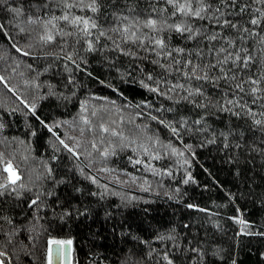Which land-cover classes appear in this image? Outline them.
I'll return each instance as SVG.
<instances>
[{"label": "snow or ice", "instance_id": "obj_1", "mask_svg": "<svg viewBox=\"0 0 264 264\" xmlns=\"http://www.w3.org/2000/svg\"><path fill=\"white\" fill-rule=\"evenodd\" d=\"M0 32V83L15 97H0V264L66 262L71 227L101 208L113 232L142 245L135 264H237L222 246L229 231L237 243L264 238V220L230 214L229 204L213 211L187 202L205 215L155 226L149 238L133 233L125 215L141 200L184 202L190 183L207 189L190 170L197 149L223 153L245 183L255 184L245 173L257 165L264 171V0H0ZM93 62L151 98L81 96L78 73L94 76ZM96 79L127 99L115 83ZM44 100L79 106L68 118H49L39 111ZM17 114L27 137L6 134L8 116ZM33 120L47 130L46 156L29 167ZM244 195L264 207V192ZM88 262L109 264L95 249Z\"/></svg>", "mask_w": 264, "mask_h": 264}, {"label": "trees", "instance_id": "obj_2", "mask_svg": "<svg viewBox=\"0 0 264 264\" xmlns=\"http://www.w3.org/2000/svg\"><path fill=\"white\" fill-rule=\"evenodd\" d=\"M5 42V35L0 32V44H5ZM2 68L3 65L0 64V69ZM89 70L94 72L95 75L89 77L87 74L78 73L86 85L80 93L81 96H84L88 91H95L99 95L111 96L114 99H118L121 103L151 98L148 97V94L139 85L130 82L121 83L118 78H115L116 74L114 72H110L98 62L90 64ZM96 77L107 79L110 83H115L125 93L127 99L120 98L114 89L109 88L105 84H101ZM12 82L16 83V80ZM3 96L10 98L6 103L15 101L13 94L5 88L3 83H0V97ZM78 106L77 100H73L66 108L63 104H58L55 100H44L41 101L39 111L42 115L49 118L58 116L68 118L70 114L78 109ZM8 119L11 121V126L6 130V134L27 137L22 115L8 116ZM33 123L37 127V135L30 139V143L34 147L35 160L29 161V167L39 165L41 163L40 158L46 156L45 145L47 141V130L35 122V120H33ZM19 151L20 153L23 152V146ZM114 159L116 160L117 166H124L122 158ZM128 167L129 171H133L131 166ZM190 170L201 184L207 183L209 187L204 189L194 183L184 185V190L188 192V196L184 198V202L168 200L162 196L147 201L141 200L136 202L125 212L127 223L130 225L133 233H139L145 236V238H149L148 234L155 226H167L169 222L175 223L179 219L186 217L189 213H192L194 216L205 215L203 212L187 209V202L199 203L203 207L213 211L220 210L217 208L218 204H229L227 211L230 214H243L246 218L257 222L264 220V207H261L258 202L254 203L252 197L244 195L249 189L253 192H264V179H262L264 178V171L260 170L259 165L252 172L245 173V178L254 177L255 184H253L252 180H248L245 183L244 179L235 174L234 166L224 159V154L212 147L197 149V156L192 158ZM98 175L102 182L112 183L108 174ZM179 179L180 176L177 177V181L166 179V183L175 184ZM113 186L119 187L118 185ZM128 190L136 195H151L146 192H141L139 189L129 188ZM229 192L237 196L235 204L230 202L228 197ZM110 200L118 202L119 198L113 196ZM237 205L239 206V211L236 210ZM25 210L27 211V209ZM228 223L231 226L233 222L229 221ZM113 227H115L113 221L104 217L102 208L98 210L92 219L77 221L71 227V235L73 237L71 264H89L88 256L92 249L99 252L102 257L107 258L109 264H118L120 260L125 258L129 259L132 264H135L136 259L140 256V248L142 245L133 241L131 236L127 239L122 237L119 228L113 232ZM67 232H69V229L65 228L59 235L63 236ZM232 235L233 233L229 231L228 238L224 239L222 246L230 250L232 257L237 260V264H264V256L259 255V252H264V238L242 236L237 238L239 241L237 243L230 239ZM229 245H231L230 248ZM24 264H43V261L38 262L31 257H25Z\"/></svg>", "mask_w": 264, "mask_h": 264}, {"label": "water", "instance_id": "obj_3", "mask_svg": "<svg viewBox=\"0 0 264 264\" xmlns=\"http://www.w3.org/2000/svg\"><path fill=\"white\" fill-rule=\"evenodd\" d=\"M58 264H71V246L69 247V253H68L67 261L65 262V260L63 258H60L58 261Z\"/></svg>", "mask_w": 264, "mask_h": 264}]
</instances>
